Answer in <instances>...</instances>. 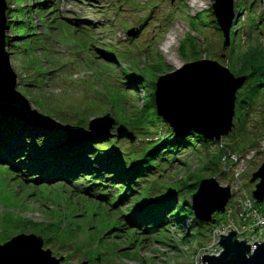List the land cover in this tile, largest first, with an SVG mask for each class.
<instances>
[{
	"label": "rangeland",
	"instance_id": "obj_1",
	"mask_svg": "<svg viewBox=\"0 0 264 264\" xmlns=\"http://www.w3.org/2000/svg\"><path fill=\"white\" fill-rule=\"evenodd\" d=\"M213 2L201 0L192 8L191 0H5L4 50L15 73L10 98L24 109L17 115L28 118L30 122L24 121L31 127L39 124L60 131V141L88 139L90 133L82 128L87 129L91 120H104L106 125L112 121V135L104 142L107 152L141 158L148 142L167 134L169 127L172 132L161 117L149 114L151 120L140 121L155 110V101L145 105L147 82H154L155 90L160 75L202 58L236 73L234 63L251 48H258L264 60V0H232L231 42L225 49ZM170 31H175L169 52L173 60L161 50ZM259 97L244 132L236 127L234 109L235 125L229 134L216 141L193 132L191 145L159 160L161 175L156 178L152 171L136 189L156 181L154 185L167 192L172 184L173 190L180 188L176 201L190 203L193 192L187 185L215 177L220 185L251 193V174L264 161V88ZM0 113L5 115L4 110ZM80 119L86 124L75 127ZM70 127L68 132L65 128ZM129 131L132 141L126 136ZM14 163L17 167L0 163V245L19 234H36L43 238V248L63 257L61 264H192L207 242L210 225L191 222L189 231L194 234L184 242L180 237L185 224L179 228L171 223L164 231L167 238L142 231L131 243L134 228L118 221L138 208L142 198L137 192L128 196L124 188H94L84 179L52 182L40 175L33 181L31 174L23 175L21 164ZM122 194L127 198L119 200ZM159 194L152 191L148 196L163 200ZM186 207L194 217L190 205ZM214 217L225 220L223 212ZM116 220L113 231L103 230ZM34 222L48 228L38 232ZM102 234L109 236L101 239Z\"/></svg>",
	"mask_w": 264,
	"mask_h": 264
},
{
	"label": "trees",
	"instance_id": "obj_2",
	"mask_svg": "<svg viewBox=\"0 0 264 264\" xmlns=\"http://www.w3.org/2000/svg\"><path fill=\"white\" fill-rule=\"evenodd\" d=\"M16 22H19V20H16ZM257 50L258 48H251V51L244 52L241 61L238 60L237 63H234L236 73L232 72L236 76L248 75L247 80L236 93L235 124L236 127L237 125L240 127L241 132H244L246 128H243V126L248 123L251 107L256 100L261 98L259 95L262 88H264V60L259 59ZM132 85L137 87L135 82ZM147 87L149 93L145 99V105H149V102L154 105V82H147ZM154 108L155 110L139 117L140 121L151 120L149 114L160 118L161 116H158L156 112V107ZM85 124L86 122L82 119L77 123H73L75 127L79 128ZM33 126L31 127V124L15 115L0 114V162L12 166V161H16L21 164L27 173L35 174L37 172L41 175V179L45 178L52 182L63 180L68 183H72V181L75 183L76 179H84L91 182L94 188L106 189L113 187L117 190L118 188H124L128 196L137 192L136 194L140 196L138 198H142L141 203L137 206L138 208L125 215L126 219L121 218L118 221L124 228L137 229H131L134 237L131 243H134L135 239L138 240L139 237H135L136 234H142L143 232H156V238H162L166 234L164 231H168V225L172 223V225L182 228L188 218H191L193 224L200 225L201 222L190 217L191 212H187L186 205L189 204L183 200L180 204L178 200L176 201L180 188L173 190V186L170 184L169 187L167 186L168 191L164 190L162 192V189L154 185L156 181H153V183L143 185V189L140 191L136 189L140 180H149L147 175L152 171L155 170L156 178L161 175L160 170L162 168L159 160L166 161L169 153L179 152L181 148L185 149L191 145L190 138L194 134L193 131H188L183 136H176L169 127L167 134L164 133L153 142H148L150 146L141 158L138 159L137 155L133 154L135 157H129V160L125 152L122 153V158L117 152H107L104 148V142L107 138L93 137L78 141L69 138L60 141V131L41 125ZM233 132L232 134H234ZM115 148L119 149L117 146ZM33 154L34 156H32ZM128 160L131 163L130 165ZM201 179L199 178L198 181L190 183L187 187L194 192ZM86 188L91 189L93 187L87 186ZM163 189L166 188L163 187ZM152 191L160 192L159 195L164 197L163 200L160 197L154 200V197L148 196ZM127 195L122 194L119 200L126 199ZM117 220L107 229L103 228V230L106 232L107 230L108 232L113 231L116 228L115 226L118 225ZM33 226H38V232L43 231L42 228H48L44 227L42 222H34ZM192 234L194 233L187 229L180 237V241H186L187 237ZM101 236V239H103L109 235L102 234ZM167 237L166 234L165 238ZM163 240L159 239L158 242H163ZM172 246L175 247L176 245L173 244ZM124 249L125 247L121 248V250Z\"/></svg>",
	"mask_w": 264,
	"mask_h": 264
},
{
	"label": "water",
	"instance_id": "obj_3",
	"mask_svg": "<svg viewBox=\"0 0 264 264\" xmlns=\"http://www.w3.org/2000/svg\"><path fill=\"white\" fill-rule=\"evenodd\" d=\"M213 1L212 12L222 33V49H225L231 42L230 29L234 14L233 2L232 0ZM5 10V0H0V68L6 70L4 79L6 81L9 80L11 83L8 81V87L5 88V91L14 92L13 79L15 78V73L12 72L9 66L4 50V31L7 28L5 24ZM194 73H197L196 82H198V86L208 79L213 83L212 90L215 96L212 101L208 102L209 108L206 114L204 113V115L195 117L190 124L184 125V122L178 124V119L172 111L174 98L171 96V86L172 84H178L181 78H188ZM247 78L248 75L246 74L234 75L226 66L211 59L202 58L185 63L175 71L162 74L156 79L154 90L156 112L158 116H161L171 126L176 136H183L186 132L193 131L206 139L219 141L222 136L229 134L235 125L233 117L236 91ZM201 91H204V88H201ZM35 112L45 117V115L37 111ZM4 114H14V111L7 112L4 110ZM105 123L104 120H91L87 129L81 128L90 133L89 138H92V136L107 138L112 135L109 132L112 121L107 125ZM98 125L103 126V128L98 130ZM179 125L184 128L178 129L181 127ZM65 129L69 132L73 128ZM101 130L104 133L100 132ZM121 136V134H118L116 137L120 139ZM126 136L130 141L134 139L130 131ZM249 182L254 183L251 191L254 200L257 203L264 201V161L251 174ZM230 197L231 192L228 185H220L215 177H208L200 180L188 204L196 221L210 225L216 222L214 214L224 211L225 205ZM235 233L236 231L231 229L227 235H221L219 242H217L223 248L221 253L219 255H202V262L204 264H264V242L259 244L254 242L257 246L253 253L249 254L250 246L246 244L245 239L243 241L237 240ZM51 252L50 249L43 248V238L41 236L36 234H19L0 245V264L6 263L5 259L8 255H14L16 263L18 264H61L63 257L57 258ZM28 260H31V262H28Z\"/></svg>",
	"mask_w": 264,
	"mask_h": 264
},
{
	"label": "built area",
	"instance_id": "obj_4",
	"mask_svg": "<svg viewBox=\"0 0 264 264\" xmlns=\"http://www.w3.org/2000/svg\"><path fill=\"white\" fill-rule=\"evenodd\" d=\"M230 192L231 197L223 211L225 220L219 222L216 220L214 224H210L207 242L201 247V253L195 257L192 264H204L201 260L202 255H219L223 248L217 242L221 235H227L231 229L236 231L237 240L245 239L246 244L250 246L249 254L253 253L257 246L254 242L257 244L264 242V208L246 190L230 187ZM187 220L190 222L191 218Z\"/></svg>",
	"mask_w": 264,
	"mask_h": 264
},
{
	"label": "bare ground",
	"instance_id": "obj_5",
	"mask_svg": "<svg viewBox=\"0 0 264 264\" xmlns=\"http://www.w3.org/2000/svg\"><path fill=\"white\" fill-rule=\"evenodd\" d=\"M199 1L201 0H191V7L194 8L200 6V4H198ZM173 32L175 31L169 32V34L166 36L164 42L161 45V50L163 51V54L165 56L169 55L168 59L170 60L175 59L174 56L170 55L169 53L172 44L171 39ZM5 71L6 70L0 68V110H6L7 112L14 111V114L12 115L19 117L17 115L18 112H24V109L18 107L19 105L16 102L12 101V98H10V92L5 91V88L8 87L9 81H6L4 79ZM196 74L197 73L191 74L188 78L186 77L187 79L181 78L178 84H172L171 86V96L174 98V105L172 106V111L178 120L184 122V125L190 124L191 121L193 122L195 117L204 115V113L206 114L209 108L208 102L212 101L215 96L212 90L213 83H211V81L208 79L206 82H203V84H200V86H198V82H196ZM201 88H204V91H201ZM24 120L30 122L28 121L29 119L25 116ZM15 259L16 258L14 255H8V257H6L5 259V264H18L16 263ZM28 262H31V260H28Z\"/></svg>",
	"mask_w": 264,
	"mask_h": 264
},
{
	"label": "clouds",
	"instance_id": "obj_6",
	"mask_svg": "<svg viewBox=\"0 0 264 264\" xmlns=\"http://www.w3.org/2000/svg\"><path fill=\"white\" fill-rule=\"evenodd\" d=\"M193 218H194V217H193ZM184 224H185V227L187 226L186 228H187V229H189L188 227L190 226V224H191V221L188 223V225L186 224V221H185V223H184ZM185 232H186V231H185Z\"/></svg>",
	"mask_w": 264,
	"mask_h": 264
}]
</instances>
